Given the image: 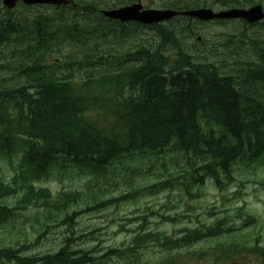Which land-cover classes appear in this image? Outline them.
Segmentation results:
<instances>
[{
	"label": "trees",
	"instance_id": "1",
	"mask_svg": "<svg viewBox=\"0 0 264 264\" xmlns=\"http://www.w3.org/2000/svg\"><path fill=\"white\" fill-rule=\"evenodd\" d=\"M72 1L69 9L19 18L0 12V73L11 77L0 78V226L29 208L68 220L82 205L107 207L174 184L189 196H198L206 180L223 191L238 170L264 167V46L255 45L253 60L224 70L226 57L183 49L182 36L190 37L195 49L200 44L192 27L158 24L151 26L162 39L157 46L112 50L109 37L125 25L99 10L133 0ZM146 1L178 10L264 5V0ZM259 26L264 29V21ZM230 36L239 39L237 33ZM169 43L176 48L172 54ZM143 165L174 171L163 180L152 172L117 196L108 192L106 200L92 187L118 170ZM5 168L12 172L9 178ZM54 174L88 179L78 184L83 183L82 192L76 187L52 195L39 183ZM238 207L233 217L242 220L240 226L226 214L177 232L140 231L130 244L99 254L74 249L65 237L55 250L27 255L28 244L15 241L0 246V264H190L193 258L203 264H242L245 258L264 264L260 235L238 233L259 220ZM179 216L161 215L169 222ZM49 229L48 224L34 228L33 244ZM156 251L159 257L150 258Z\"/></svg>",
	"mask_w": 264,
	"mask_h": 264
},
{
	"label": "rangeland",
	"instance_id": "2",
	"mask_svg": "<svg viewBox=\"0 0 264 264\" xmlns=\"http://www.w3.org/2000/svg\"><path fill=\"white\" fill-rule=\"evenodd\" d=\"M139 1L146 5L145 0ZM16 11L21 12V8ZM33 12L35 11H31V13ZM182 23L183 21L177 20L164 25L180 30ZM131 27L134 31L132 28H127L124 32L117 31L116 36H113L107 45L112 50H116V48L125 50L140 44L156 46L162 41L161 36L153 29ZM119 29L122 28L119 27ZM195 29L198 31L197 35L204 36L205 40L195 49L196 45L193 44L191 38L182 36L179 41L183 49L188 52L196 51L198 55L202 54L205 57H210L213 54L215 59L226 57L225 62L221 64L224 70H231L239 66L241 61L253 60L256 52L255 45L259 43L260 46H264L262 41L264 40V29L258 25L249 27L240 21H228L223 24L196 23ZM226 33H237L239 39L237 40L236 36H228ZM175 49L170 43L166 46L169 54L174 53ZM0 74V78H11L9 73ZM15 80L16 78L12 77V81ZM13 164H15V160H13ZM167 169L157 165L147 169L143 165L141 169L126 173L118 170L115 174L109 175L108 179L101 180L96 186L93 182L92 187L97 194L108 196V192H110L112 196H117L130 186H136L137 183L143 182L152 172L158 176V180H163L170 172L174 171L171 166H168ZM4 171L6 178H9L12 174L10 169L5 168ZM235 176L236 181L223 191L206 180L198 196H189L174 184L157 193L150 194L142 191L133 200L110 203L107 207L93 209V205H91V210L84 211L83 208L86 206L82 205L83 208L76 209L77 215L68 220H64V215H50L47 218L41 209L38 211V209L29 208L26 212L19 211L21 215L10 225L0 226V246L12 245L18 241L28 244L24 254L38 255L57 249L66 237L70 239V244L74 249L89 251L97 249L101 250L100 253H104L110 247H123L130 244L131 238L136 233L148 229H163L165 232L171 233L180 228L199 226L201 222H210L226 214L229 215L228 221L233 220L235 226H240L242 220L233 217L238 206H245L249 212L251 210L255 213L259 220L255 227L241 228L238 233L250 231L259 234L263 241L264 186L261 185V182L264 180V167L242 168L235 173ZM81 180L67 176L57 178L56 175H53L41 184L49 188L53 194L75 187L82 192L80 187L83 183L78 185ZM155 212L178 213L182 216H179L177 222H163L159 220V215ZM68 215H72V208L68 211ZM41 224H49L50 229L38 244H33L35 237L33 229L39 228ZM156 255L154 253L151 258ZM242 261V264H257L254 258H245ZM190 264H203V262L193 258L190 260Z\"/></svg>",
	"mask_w": 264,
	"mask_h": 264
},
{
	"label": "water",
	"instance_id": "3",
	"mask_svg": "<svg viewBox=\"0 0 264 264\" xmlns=\"http://www.w3.org/2000/svg\"><path fill=\"white\" fill-rule=\"evenodd\" d=\"M16 0H3L4 4L8 7L14 5ZM26 4L33 3H61L64 0H23ZM104 15L111 18L117 19L122 22L124 21H136L143 24L157 23L166 19H171L177 14L188 15L196 17L201 20L209 19H224V18H243L248 22H254L264 17V13L260 5H255L249 9H231L219 12H213L208 8L191 9L186 11H176L173 9H142L140 3H134L128 6L103 11Z\"/></svg>",
	"mask_w": 264,
	"mask_h": 264
},
{
	"label": "flooded vegetation",
	"instance_id": "4",
	"mask_svg": "<svg viewBox=\"0 0 264 264\" xmlns=\"http://www.w3.org/2000/svg\"><path fill=\"white\" fill-rule=\"evenodd\" d=\"M19 4V3H18Z\"/></svg>",
	"mask_w": 264,
	"mask_h": 264
}]
</instances>
